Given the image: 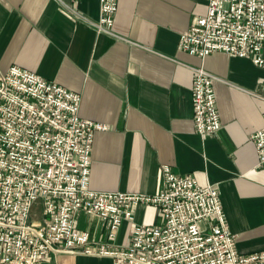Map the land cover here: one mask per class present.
<instances>
[{
	"label": "crops",
	"instance_id": "obj_1",
	"mask_svg": "<svg viewBox=\"0 0 264 264\" xmlns=\"http://www.w3.org/2000/svg\"><path fill=\"white\" fill-rule=\"evenodd\" d=\"M112 34L98 32L100 0H0V71L19 66L80 94L79 115L109 128L94 134L90 188L155 193L163 167L216 186L238 253L264 252V169L252 135L264 125V69L251 59L213 53L203 60L178 46L207 12L205 0H118ZM215 78L221 129L195 130L193 70ZM136 222L159 213L140 205ZM77 227L93 247L107 242L97 216ZM122 224L115 247H124ZM40 264H114L110 257L50 255Z\"/></svg>",
	"mask_w": 264,
	"mask_h": 264
},
{
	"label": "built area",
	"instance_id": "obj_2",
	"mask_svg": "<svg viewBox=\"0 0 264 264\" xmlns=\"http://www.w3.org/2000/svg\"><path fill=\"white\" fill-rule=\"evenodd\" d=\"M205 1L206 15L181 34L180 50L202 60L222 52L264 69V0ZM117 2L100 0L92 23L98 32L112 34ZM193 75L195 130L203 138L216 135L215 78L203 68ZM81 101L19 66L0 71V264H40L61 254L110 257L114 264H264V252L238 253L214 185L165 166L153 194L91 189L94 134L109 127L81 118ZM252 141L264 169V125ZM140 205L156 210L161 221L137 223ZM80 212L100 219L107 242L93 247L90 234L77 227ZM125 222L126 245L112 246Z\"/></svg>",
	"mask_w": 264,
	"mask_h": 264
},
{
	"label": "rangeland",
	"instance_id": "obj_3",
	"mask_svg": "<svg viewBox=\"0 0 264 264\" xmlns=\"http://www.w3.org/2000/svg\"><path fill=\"white\" fill-rule=\"evenodd\" d=\"M37 210H38V208L37 207H35V209H34V211H33V219L35 220V221H38L39 220V215L37 214Z\"/></svg>",
	"mask_w": 264,
	"mask_h": 264
}]
</instances>
